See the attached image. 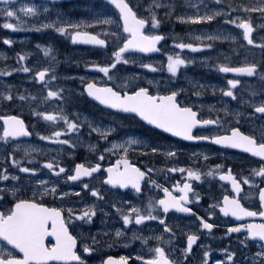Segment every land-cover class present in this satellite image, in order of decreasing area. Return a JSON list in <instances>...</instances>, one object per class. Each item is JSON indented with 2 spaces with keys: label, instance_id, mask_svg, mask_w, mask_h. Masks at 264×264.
Masks as SVG:
<instances>
[{
  "label": "snow or ice",
  "instance_id": "6c2138e0",
  "mask_svg": "<svg viewBox=\"0 0 264 264\" xmlns=\"http://www.w3.org/2000/svg\"><path fill=\"white\" fill-rule=\"evenodd\" d=\"M59 0H0V17H3V27L7 29H18L25 26V20L22 16H31L33 19L40 20L43 14L44 19L39 25H31L37 30L42 28H53L55 32L70 36L72 42H81L83 44L106 46L104 50L111 49L110 55L100 62L86 60L85 70H98L106 78L103 83L87 75L79 73H65L61 76L55 74L54 65L56 56L52 55L51 45L37 44L42 48L46 57H49L50 64L53 66L40 67L33 71L28 66H22L23 72H32L33 79L44 82L41 88L44 94L35 96L31 93L22 94L17 90L13 92L11 85H0V102L5 104H19L21 107L28 106L30 123H26L24 118L18 114H6L0 116L3 121L0 126V264H50L56 261H77L79 264H88V260L83 258L76 251L78 236L69 230V224L66 222L65 209L66 203H72L71 200L64 199L73 192L78 196L82 190L80 188H70L65 191L58 184L63 174L65 180L80 181L81 178L93 177L96 173L103 177L99 186L90 185L82 182V188L87 189L91 196L89 199L93 203L88 204L83 201L85 210L73 212L72 207L67 208L68 220L77 219L81 226L91 225L97 212L101 217H107L109 212L106 209H114L112 216L121 223V227L114 228L116 238H126L123 226L131 225L134 231H131L133 239H142L147 244L149 236L144 232H149L151 238L157 243L148 249V255H138V259L145 264H188L187 254L191 252L193 243L197 240V235L188 233L186 247L180 250L165 247L160 243L170 244L175 238L173 227L170 226L167 214L170 210H176L182 213H193L194 209L188 207L189 193L195 201L201 200V195L194 191L189 180H201L202 177L219 176L222 181H230L232 195L224 194L222 202L214 200L209 207L206 215L211 217L215 214V209H219L224 215L241 218H264V159L257 161L258 167H252L247 175L244 170L233 174L231 167L227 171L222 170L224 165H213L202 173L198 168H186L173 166L171 172L179 171L181 175H186V179L181 184L179 181L173 183L171 187L163 186L157 183V180L149 175L153 169L138 167L136 163L130 162L128 158L129 150L143 152L155 155L162 152L166 157L174 159L178 151L175 145L157 144L155 140H145L143 135L137 136L124 132L118 133V126L113 121L105 123L103 118H92L87 116L81 118L80 113H72L71 118L66 113L64 106L72 105L74 101L81 97H91L98 101L106 109L119 110L122 113L134 114L147 122L148 125L155 126V129L161 130L159 133L172 134L175 137H181L189 141H212L217 145L243 149L253 157L264 158V56L259 61L253 59L249 61L244 58L243 63L236 66H229L228 63H219L220 60H227L229 55H237L236 47H245L252 52L259 49L264 52V0H230L228 3H220L217 0V7L209 9L204 0H183L180 11H176V0H151V3L145 5L138 4L136 0H104L103 4H93L94 14L88 20L80 19L71 21L61 19L62 11L55 8L54 5ZM19 4V7H17ZM115 8L112 15H108L104 10L107 5ZM190 8L193 11L189 12ZM146 9V11H145ZM162 10V15L160 14ZM56 12V19L51 20L47 13ZM257 14L253 19L252 14ZM165 17L174 18L176 21L189 24H202L213 21L219 17L225 25H236L242 29L243 42L231 46L228 52L217 51L216 56H200L201 62L212 60L213 68H218L224 73L246 74L248 78H258L260 87L254 89L251 85L242 83L241 79L233 78L227 80V87L220 89L224 97L231 98L237 105L243 106L233 109L230 118L215 115L217 109L213 105L211 113H200V109L187 100L181 102L179 99L183 89L176 87L172 81L177 77L184 66L195 62L194 57H185L179 51H164L166 56V71L170 74L162 85L152 88L154 81H147L148 86H144L140 73L129 74L125 79L122 76H116L121 71L118 65L136 64L134 59L138 54L159 53L163 49L161 41L170 39L172 45L180 50H191L198 52L200 50H212L214 42L218 40L238 42L239 37L231 33L219 32L201 33L194 37L197 42H185V39L174 32L165 34L159 30L162 20ZM15 18L16 23L10 22ZM57 24L59 26H57ZM99 25V30L82 31L79 29ZM149 27L146 28L145 26ZM255 25V34H254ZM104 38H101V34ZM5 43L12 44L10 38H4ZM26 54H18L17 60L25 59ZM77 63H79L77 61ZM159 66L164 67V62L160 61ZM142 69H149L155 72L158 67L156 61L149 60L140 64ZM9 69L5 71L0 69L3 75H9ZM46 74H48L46 76ZM114 76L121 80L117 87H114ZM191 84L192 80L185 76ZM79 80V87H72L61 81ZM50 81L55 83H50ZM198 83V82H197ZM240 88H237V86ZM215 91V86L210 85ZM203 88L204 85L199 84ZM245 91L250 92V96L245 95ZM239 93V95H238ZM200 96V92H196ZM35 106V107H33ZM222 111L229 113L228 106H224ZM44 121L48 124L49 132L35 133L42 141H53L52 151L57 156L63 150L64 146L71 145L76 147L73 139L68 134H72L79 140L83 135L89 137L93 133L97 139L110 147L103 151L97 149L96 144H88L87 147L93 152H98L97 161L90 166L85 162L74 164V171L69 168L66 172V166L57 161L56 156L51 158L43 157L37 162V158L32 153H41L47 151L34 144H22L23 138L33 135L30 128L35 126L37 121ZM225 123L227 127L223 129L222 134H194L193 130L197 126H221ZM239 125V126H234ZM248 125L247 130H242ZM54 129V131L52 130ZM110 136L115 138L110 139ZM21 150L23 156H18L17 150ZM118 149L117 155L120 157L115 163H109L105 171H99L103 168L100 161L104 160L105 153H110ZM69 151V155H71ZM204 155L205 159L207 154ZM56 161V162H54ZM71 172V174H69ZM240 176L238 179L237 176ZM142 182L144 186L149 185L155 188H162L163 195L158 200L150 198L146 206L141 207L134 202L126 203L123 199H116L109 196L105 201L104 189L108 192H119L120 189L131 187L137 193H141ZM243 185L248 186L247 195L258 196V208L245 207L241 203V189ZM111 186V187H109ZM179 189L180 195H174V190ZM31 191L30 198H22V193ZM41 196L50 195L59 197L61 206H50L57 201L45 202L37 199V193ZM7 207H3V205ZM103 204V208L97 205ZM198 216L200 229L211 230L214 224L210 223L205 216ZM155 225V227H153ZM76 226L74 225L73 228ZM107 227V226H106ZM156 229H160L156 234ZM246 230L244 239L238 238L241 248L247 251V255L241 253L243 259L239 262L234 260L235 252L227 255V260L231 264H264V222L257 223L254 219L250 223L233 222L227 226L226 234L237 233ZM139 233V236H138ZM48 237L54 238V242L47 243ZM167 237V240H165ZM249 238H252L249 240ZM91 243L82 245L83 253H92L96 250L98 241L94 236H90ZM6 242V243H5ZM255 247V251L248 247L249 244ZM18 250V251H17ZM208 251L203 252V257H208ZM129 257L121 255L119 257L107 256L102 258L100 264H127ZM207 264V260L203 261ZM216 264H221L216 261Z\"/></svg>",
  "mask_w": 264,
  "mask_h": 264
},
{
  "label": "flooded vegetation",
  "instance_id": "af4514ba",
  "mask_svg": "<svg viewBox=\"0 0 264 264\" xmlns=\"http://www.w3.org/2000/svg\"><path fill=\"white\" fill-rule=\"evenodd\" d=\"M95 111L97 114H99L97 109H95ZM109 115H112L113 117H117V119L115 120L116 122L115 125L118 127H136L137 124L140 125L141 123V121L135 116L124 115V114H112V113ZM26 122L30 123L29 117H26ZM224 128L225 127H218L215 129L201 130V131H197L196 134L198 135L222 134ZM247 128L248 127H243L242 130H247ZM46 130L47 128H45V122L42 120L37 121L35 123V126L30 128V131L33 132V135L31 137L21 139L20 142L22 144L38 145L42 149L45 147L46 144H54L55 142L53 141H42L40 137L35 135V133L37 132L48 134L46 133ZM52 130L54 131V129ZM138 132H139V136H141L140 131ZM149 133L155 138L157 144L175 145L178 149L176 153V157L174 159H171L169 157H166L162 152L152 155L148 153L146 149L143 152L130 149L128 158L130 162L136 163L138 167L143 168L147 166V168L153 169V172H150L149 175L152 176V178L156 179L157 183L167 187H171L173 183H176L178 181L182 184L184 180L189 179L186 175H181L179 171L171 172L170 168L173 166H176L177 168H179L180 166H185L186 168L188 167L198 168L202 173H206L211 166L216 165L219 162L221 156L224 153L230 152L232 155L231 161L229 163H225V167L222 170L227 171V167L230 166L233 174H237L240 172L241 169H243L244 170L243 174L247 175L252 167H258L256 162L261 160L257 157H253L250 154H247L245 152H239L237 150L221 149L212 144H204V145L189 144L183 140L175 139L166 134L160 135L155 131H151ZM68 135L73 139L74 143L81 146H85L86 144H96L97 149L101 151L110 147V145L104 147L105 143L99 141L95 133H93L91 137L85 134L79 140H77L76 137L72 134H68ZM112 137L114 138V136ZM68 147L71 149L70 150L72 153L71 155L65 154V155L57 156L54 154H49L46 151H42L41 153H32V155L36 156L37 162L43 157L51 158L52 156H56L57 161L66 166V172L68 171L69 168H72L74 171L75 163L85 162L87 165L90 166L91 164L97 161L99 153L93 152L92 149L88 147H85V149L84 148L75 149L72 146H68ZM117 151L119 150L114 149L110 153H105L104 160L100 161L103 164V168L99 171L106 172L107 165L109 163H115V161L120 158L116 154ZM200 153L207 154V158L205 159L204 155H199ZM17 154L18 156H23L22 151L19 149L17 150ZM69 174H71V172H69ZM237 178L239 179L240 176L238 175ZM81 181L89 183L90 185L99 186L100 183L103 181V177L101 175L94 173L93 177L81 178L80 181H71V180H65L63 178V174H61V178L58 181L59 186L61 188H64L65 191H68L70 188L82 189L79 192L78 196L73 192L70 196L65 197L64 199L71 200L72 203H66L63 205L65 209L64 214H65L66 222L69 224V230L72 231L74 235L78 236L77 246H76V251L78 252V254H80L83 258L87 259L88 264H100L102 258H106L107 256L119 257L121 255H125L129 257L128 259L129 264H145V262L138 259V255L147 256L148 249L150 247L155 246L157 242L151 238L149 232L143 233L144 235L150 237L146 245L142 239L139 238L133 239L131 235V231H134L135 229H132L131 225L123 226L125 230L126 238L112 239V237L114 236V228L121 227V223L115 220L114 217L112 216V213H114L115 211L114 209H106V211L109 212V215L107 217H101V213L98 211L96 217L93 218V221L91 222L90 226L88 225L81 226L80 224H78L77 219H72V220L67 219L68 207H72L73 212H76L78 210H85L83 203H81V201L88 204L93 203V200L89 199L91 193L87 189L82 188ZM189 182L191 183L193 190L198 192L200 195L207 193V190H205L200 180H195V178H191ZM104 191L105 193H107L104 197L105 201L108 200L109 196H112L118 200L123 199L126 203L134 202L141 207L146 206L150 198H154L158 200L160 196L163 195L162 188H155L154 186L151 185L145 187L144 182H142L141 193L135 192L134 190L131 189L130 186L129 188L120 189L118 193L108 192L107 189H104ZM227 191L229 192L228 193L229 195L233 194V191L229 185L226 188V193ZM247 193H248V186L243 185L241 189V193L239 194V196L241 197V203H243L245 207L258 208V196L255 195L250 196L247 195ZM21 195L22 198H30L31 191L24 192ZM174 195L177 196L180 195L178 188L174 190ZM214 197H215L214 200H218V196H214ZM37 199L44 200L45 202L53 201L55 199L57 203L54 205L50 204V206H61L59 204V200L61 198L59 197L54 198L50 195L41 196L38 192ZM213 203L214 202L212 203L207 202L206 200L202 199V197L200 201H195L191 194L190 200L189 202H187L186 205V206L189 205L188 207H192L194 209L191 216L180 215L179 213L176 212V210L169 211L167 217L169 219L170 226L175 225V227H173L175 238L170 242L171 248H173L175 244L178 248H180L179 250L182 251V249L186 247L188 233L198 235L199 237H201L202 241H204L205 238L208 236V234L206 233L207 230L199 228L198 216H196L195 213H199L200 216H205V218L208 219L210 223H213L215 225L210 233H215L217 231V229L219 228V222L221 221L220 214L217 212L218 209H215V214L213 216L209 217L206 215L207 211L209 210V207L212 206ZM97 206L99 208L104 207L103 204H98ZM3 207H7V205L5 204L3 205ZM222 220L224 222H227L228 225L234 222L230 219H222ZM74 225L76 226L75 228H73ZM153 227H155V225H153ZM159 231L160 229H156V234H158ZM90 236H94L96 241H98L96 250L92 253H83L82 245L84 243H89V244L91 243V240L89 239ZM165 240H167V237H165ZM46 242L50 244L54 242V238L48 237ZM160 246L165 247L166 252L169 249L168 245L165 243H160ZM193 254H194L193 252L188 253L187 257ZM50 264H79V262L56 261V262H50Z\"/></svg>",
  "mask_w": 264,
  "mask_h": 264
},
{
  "label": "rangeland",
  "instance_id": "374dc122",
  "mask_svg": "<svg viewBox=\"0 0 264 264\" xmlns=\"http://www.w3.org/2000/svg\"><path fill=\"white\" fill-rule=\"evenodd\" d=\"M25 3L29 2V0H24ZM36 2H40V0H36ZM93 4L100 5L102 4L98 0H73V1H68L66 3H60L57 5H54L55 8H58L62 11V16L61 19H68L73 22L78 21L80 19L88 20L91 15L94 14V9L92 8ZM17 7H19V4H17ZM108 15H112L113 11H109L108 7L104 9ZM146 11V9H145ZM47 16L51 20L56 19V12L55 11H50L47 13ZM22 19L25 20V26L22 28L18 29H7L3 27L4 19L3 17H0V69H4L5 71H8L9 69H15L10 71L9 75H3L0 73V85L5 83V78L7 77L8 79H17L18 82L20 83L19 92L22 94H28L31 93L32 95L37 96L38 94L44 93V90L41 88V85L44 83L42 81H39L38 79H33V73L32 72H23L21 70L22 66H28L30 69L33 71L39 70L40 67L44 66H53L50 64V59L49 57H46L43 49L38 48L37 44H43V45H51L53 48V53L52 55L56 56V63L53 66L55 70V74L59 77L62 74L65 73H79L81 75H87L89 78H94L99 80L101 83H103L104 80V75L100 73L98 70H93V69H87L85 70L84 68V63L85 61L83 60L81 54L75 53V58L72 59L71 61L67 60H62L63 55L66 53H74V46L73 43L70 39V36L57 33L53 28H42L37 30L36 28L32 27L31 25H39L40 22L43 21L44 16L43 14L41 15L40 20L33 19L31 16H22ZM12 23H16L17 21L15 18H12L11 21ZM210 22V21H209ZM206 23L200 24L201 26H207ZM57 26H59L57 24ZM201 26L195 28H190L189 29V34H188V40L187 42H197L194 40V37L196 35H199L201 33H212L214 31L219 32L221 29L224 32L231 33L233 35H237L239 37V41L243 42L246 44V41H243V38L241 36V31L239 30L238 27H235L234 25H225L223 23H219L215 26H213L211 29H205L202 30ZM159 27V30L163 27V23H161ZM171 27V26H170ZM190 27V26H187ZM99 30V25H94L88 28L84 29H79L82 31H92V30ZM102 36H104L103 33H100ZM4 38H10L12 39L13 43L12 44H7L4 41ZM235 42H229V41H223V40H218L214 42V46L212 50H200L198 52H192L191 50L185 49V50H175L181 52V54L185 57H194L195 62L192 65H188L185 69L184 66L181 67L180 72L178 73L177 77L173 80L176 87L184 89L186 84H188V91H189V100H194L196 96V92H200V108L207 112L211 113L212 108L209 107V105H213L217 111L215 112V115H219L225 120L230 118L231 112L233 109L240 108L242 110L243 106L235 104L232 106L234 103L231 98H223V94L220 91L221 88L227 87V85L223 84L221 81H227L222 78H219L221 76H226L228 73H224L220 71L218 68H213L211 65L214 61L208 60L201 62L199 59L201 55L204 56H212L215 57L217 51L220 52H228L229 46L228 44H232ZM236 46V45H232ZM171 48H175L174 45H172L171 40L168 39L167 43L164 46V50H168L169 52L171 51ZM111 51V50H110ZM236 52L238 53L239 58H231L228 56V59L225 60H220L219 63H228L229 66H236L239 63L244 62V58L247 57L249 61L255 59L257 61L260 60V58L263 56L261 54V51L257 48L254 51L250 52L248 51L245 47H236ZM90 53V52H88ZM94 52H91L90 55L91 57L94 55ZM18 54H26L25 59L22 61L17 60V55ZM98 58L92 60L93 62H100L101 59H104L107 56V52H101L97 53L96 55ZM237 56V55H234ZM136 59L139 63L136 64H121L118 66L120 67L121 71L117 73V75L121 76H129V74L132 73H140L141 74V79L144 80V83L147 85V81L151 80L154 81L153 87L157 86V81H155L154 75H157V78L161 77H168L170 74L167 73L166 71V56L164 55L162 58H153L150 59L152 61H156L158 63L157 70L153 72L152 70L149 69H142L140 67L141 62H148L147 60L143 59L142 57H133ZM77 61L79 63H77ZM163 61L164 62V67L161 68L159 66V62ZM48 75V74H47ZM46 75V76H47ZM187 75L188 78L192 80V83L190 84L188 82V79H185V76ZM78 81V80H75ZM63 83H67L71 86L73 84L71 83L72 80H67V81H61ZM198 82V83H197ZM259 80L258 78H254L253 80H247L246 85H251L252 88L254 89H259L260 84L258 83ZM50 83H55L50 81ZM199 84L204 85L203 88L199 87ZM210 85L215 86V91L212 90V87ZM12 88L13 85H11ZM237 88H240L238 85ZM23 89V92H22ZM13 92H15L14 89H12ZM239 95V93H238ZM246 96H250V92L245 91ZM83 99L81 100H76L77 101V106L74 105H65V111L66 113L69 114L71 118L72 113H80L81 118L84 116L89 117L90 119L92 118H103L105 123L109 121H113L114 124H116L115 119L109 117H104L101 114H97L95 112H92L93 107L88 106L86 102H82ZM233 102V103H232ZM1 103V106H4L5 103ZM228 106L229 108V113L225 114L222 109L224 106ZM35 107V106H33ZM7 108H18L15 109L17 112H19L20 115L25 116L27 111H29L28 106L21 107L19 104H7ZM6 110L0 109V115H3ZM1 126V122H0ZM224 127H227L228 124L225 123L223 125ZM245 127H248V125H245ZM134 127H130L129 129H133ZM118 131L121 128L118 127ZM49 132V129L46 130V133ZM127 133L132 134V131H128ZM48 150L46 151L49 154H54L57 155L56 152L52 151V148L54 144H46ZM71 149L67 146H64L63 150L60 152L59 155H65L69 154V151ZM229 158V157H228ZM212 167V166H211ZM210 167V168H211ZM216 177V176H215ZM215 177H206L202 178L200 181L204 185H209L211 183V180H213ZM212 259V258H211ZM214 262L212 264H216V258L212 259ZM221 264L223 262L219 260Z\"/></svg>",
  "mask_w": 264,
  "mask_h": 264
},
{
  "label": "water",
  "instance_id": "95a60500",
  "mask_svg": "<svg viewBox=\"0 0 264 264\" xmlns=\"http://www.w3.org/2000/svg\"><path fill=\"white\" fill-rule=\"evenodd\" d=\"M144 54H151V53H144ZM198 127V126H197ZM200 127V126H199Z\"/></svg>",
  "mask_w": 264,
  "mask_h": 264
}]
</instances>
